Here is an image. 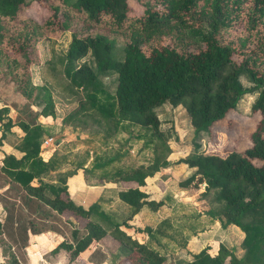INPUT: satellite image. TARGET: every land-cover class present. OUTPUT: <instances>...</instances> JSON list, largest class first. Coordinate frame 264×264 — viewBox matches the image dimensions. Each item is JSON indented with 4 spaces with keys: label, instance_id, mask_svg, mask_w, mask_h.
I'll use <instances>...</instances> for the list:
<instances>
[{
    "label": "trees",
    "instance_id": "obj_1",
    "mask_svg": "<svg viewBox=\"0 0 264 264\" xmlns=\"http://www.w3.org/2000/svg\"><path fill=\"white\" fill-rule=\"evenodd\" d=\"M37 1L49 11L41 23L23 13L27 0H0V94L12 92L21 99L20 109L54 116L50 87L33 81L31 67L39 63L37 41L68 30L70 40L58 61L68 81L52 80L53 86L68 91L84 88L86 102L65 119L92 108L109 124L149 131L143 145H152V156L145 163L112 164L119 156L116 151L97 163L99 179L119 186L116 195L127 206L122 221L143 205L154 210L164 203L148 197L143 188L146 176L185 163L191 169L178 186L198 191L206 204L201 212L207 221L223 219L239 230L242 254L235 255L219 242L214 253L204 245L182 264H264V0H212L207 7H198L199 0H137L143 14L129 12L127 0ZM114 43L122 44L120 59L110 55ZM85 55L97 70L116 73L111 94L99 85L88 62L76 63ZM241 75L251 88L242 86ZM246 91H257L250 106L255 127L242 148L167 158L172 148L162 138L157 106L180 105L193 136L205 132L209 139L210 125ZM8 110L3 102L0 137L13 124L23 132L17 142L22 154L3 152L0 157V246L7 247L1 252L7 253L8 264H26L29 234L46 230L64 236L51 252L63 248L69 260L83 255L99 264L106 254L95 244L109 233L126 248L124 258L130 264H171L164 254L121 229V221L98 202L87 207L76 204L64 177L61 186L47 187L40 173L54 169L57 162L39 155L43 126L33 116L3 120ZM191 145L196 150L200 142L192 139Z\"/></svg>",
    "mask_w": 264,
    "mask_h": 264
},
{
    "label": "rangeland",
    "instance_id": "obj_2",
    "mask_svg": "<svg viewBox=\"0 0 264 264\" xmlns=\"http://www.w3.org/2000/svg\"><path fill=\"white\" fill-rule=\"evenodd\" d=\"M27 5L23 13L38 23L44 21L49 14L47 7L37 0H27ZM212 5V0H199L198 7H207ZM129 12L141 13L142 6L137 0H127ZM206 28V26H203ZM70 40V32L62 31L58 35L51 38H41L37 41V49L39 53V63L32 65L33 81L35 83H46L51 90L54 103V116L43 117L38 114H33L32 111L19 108L21 99L14 96L12 92L0 94V103L13 102L11 112L14 119L30 120L32 116L44 128L43 137H52V143L40 149L39 155L44 158L53 157L57 162V168L54 172H43L42 181L48 185L55 184V181L61 182L60 178L68 176L72 173H80L83 176L95 177L101 172V167L97 163L115 153H119L116 161L112 164H138L148 161L152 156L151 146L143 145L150 138L149 131L137 125H129L120 127L112 125L104 120H100L92 108H86L68 119V113L72 111L81 102H86L84 88L77 87L69 90L66 87L56 88L53 86V81L64 79L68 81L63 74L62 66L58 63L60 57H63L68 42ZM112 58L120 59L123 55L122 44L114 43L111 54ZM232 58L235 61L240 59L239 55L234 54ZM85 60L90 64L96 73V79L99 85L109 94L114 90L116 73L111 69L99 71L96 69L89 55H85L81 60ZM49 61V62H47ZM53 80V81H52ZM239 80L245 88H251L253 85L243 75L239 76ZM257 91H246L240 95L235 106L229 109L226 114L219 120L214 121L211 125V137L208 139L205 132L199 133L197 137L193 136L191 126L188 123L186 113L180 105L170 106L168 103H163L156 107V112L160 120L159 128L163 133V140L172 148L167 156L170 160L186 156L192 153H218L225 154L232 149H240L246 143V136L252 132L255 127L254 114L251 112V103L255 99ZM37 108V106H32ZM140 137H137L139 136ZM10 137H0L4 141L11 144H16L17 137L13 132ZM149 136V137H148ZM200 142V146L195 148L191 145V140ZM165 150H159V152ZM91 169L90 171L88 170ZM78 169V171H77ZM191 168H189L190 170ZM164 171V172H163ZM161 179L153 185V191L150 194L158 198L160 194L169 193L173 195L165 198L167 203L160 206L157 218L160 216H172V211L175 213V228L172 233L162 240L167 243H175V264H182L189 258L191 251L196 250L200 245H207L209 250L213 252L219 242L223 243L231 249L235 255L240 256L242 249L239 245L241 234L239 230L231 225L221 221L209 222L202 214V210L206 207L205 201L198 197V191H193L189 188H180L177 181L181 179L187 172L188 167L184 164L177 163L169 168L162 170ZM54 180V181H52ZM90 180V179H88ZM53 182V183H52ZM62 183V182H61ZM149 207V206H148ZM173 207V208H172ZM151 210V208H148ZM1 211V208H0ZM170 211V213H168ZM150 212V211H149ZM168 214H167V213ZM172 220V219H171ZM170 224V223H169ZM167 228L168 230H170ZM186 238L191 239L186 252ZM183 245V246H182ZM6 252L7 247L0 246V250ZM168 257L170 251L166 250ZM3 254V253H2ZM4 263L8 264L7 253L3 254ZM170 259V258H169ZM168 261V260H167ZM169 262V261H168ZM171 263V262H169Z\"/></svg>",
    "mask_w": 264,
    "mask_h": 264
},
{
    "label": "crops",
    "instance_id": "obj_3",
    "mask_svg": "<svg viewBox=\"0 0 264 264\" xmlns=\"http://www.w3.org/2000/svg\"><path fill=\"white\" fill-rule=\"evenodd\" d=\"M2 104L3 103H0V105ZM8 104L9 103H7L9 110L4 114L3 120H5L8 117H10L12 120H15L14 119L15 114L11 112L12 105L11 104L8 105ZM43 117H47V116H43ZM1 131H2V126L0 124V134ZM13 132L17 137L16 144L9 145L10 143L8 141H4V139H1L0 157L2 156L3 152L12 153L16 157H19L22 154V151L17 148V142L19 141V138L23 133L21 129L17 125L13 124L12 126L9 127V129L3 130L5 137L7 136L10 137L9 135H12ZM42 159L46 160V158H44L43 156ZM145 162H141V163H145ZM181 164H184V166L188 167L185 163H181ZM170 166L162 170H165ZM56 169L57 168L48 169V172H54ZM88 170L90 171L91 169L88 168ZM162 170L157 171L152 176H146L143 188L148 193L149 198H153L154 200L161 198L165 202L164 196L166 195H167L166 197L170 196L169 194L170 192L169 193L166 192L165 195L160 194L159 196H157L158 198H155L150 194V192L153 191L152 189L153 185H155L157 182L159 183L161 179L160 175L163 174L164 172L163 171L161 173ZM188 171H189V167H188ZM43 172H47V170ZM43 172L40 173L41 179H42L41 174ZM98 176L99 173L95 177H90L89 174L88 176L85 177L81 175L79 172L78 173L74 172L68 176H65L64 184L66 185V188L72 200L76 204H80L83 207H87L93 202H98L99 207L102 210L112 214L117 219L116 220L117 222L121 221L119 225L121 229H123L126 233L130 234L132 237H135L139 241H143L148 246L157 250L159 253L164 254L166 260L171 262V264H175V251L173 252V248L175 250V243L173 242L167 243L166 241L162 240L164 236L167 237L169 233H172V231L175 230V228L171 230V228L175 226L174 210L172 211L173 214L171 217L166 216L165 214V216L159 215V217L157 218L158 216L157 213L159 212L158 207L160 206L162 207L165 204L169 205L168 202L163 203L154 210L153 209L149 210L148 209L149 207L147 205H143L131 217L126 218L124 219V221H122V218L124 216L123 212L126 211L127 206L125 203L120 201L116 195V191L119 188V186L114 182L102 181L101 179H99ZM61 185H62L61 182L55 181L54 184L55 187ZM172 197L173 195L171 194L170 198ZM0 208L2 210L1 205ZM168 213H170V211ZM0 215H1V211H0ZM63 215L69 216V213L64 211ZM73 218L80 224L81 221L79 220V218L76 217ZM123 222L125 223L122 224ZM170 225L172 227L169 228ZM144 227H148L149 229L146 230L144 229ZM167 228H169L170 230H168ZM63 237L64 236L62 234L51 230H46L36 234H29L28 242L27 245L25 246L26 258H27L26 264H95L92 260L85 259L83 255H79V257H77L74 260H69L66 251L63 248H59L56 251L51 252L52 247L59 240L63 239ZM186 239L187 241L185 243V249H183L184 247L181 249L184 252H186L188 245L192 241L189 238ZM95 246L99 247L100 250H102L106 254V257L99 264H130L128 260L124 258L126 248L123 245H121L111 234L106 233L105 235H103L100 239L97 240ZM203 246L204 245H200L194 251H197L199 248ZM166 250L170 251V254L171 253L173 254H171L170 257H168ZM215 250L212 253H214ZM194 251H191V253ZM189 256L191 257V255ZM3 257L4 255L0 250V264L4 263ZM190 257L187 258L186 260L190 259Z\"/></svg>",
    "mask_w": 264,
    "mask_h": 264
},
{
    "label": "built area",
    "instance_id": "obj_4",
    "mask_svg": "<svg viewBox=\"0 0 264 264\" xmlns=\"http://www.w3.org/2000/svg\"><path fill=\"white\" fill-rule=\"evenodd\" d=\"M52 143V137L48 136V137H43L40 141L39 147L41 149H43L44 147L48 146L49 144Z\"/></svg>",
    "mask_w": 264,
    "mask_h": 264
}]
</instances>
